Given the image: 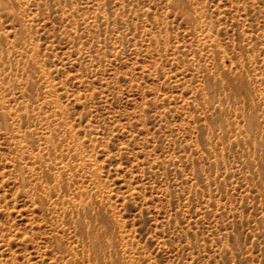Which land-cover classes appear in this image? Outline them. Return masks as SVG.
Returning <instances> with one entry per match:
<instances>
[{"label": "rangeland", "instance_id": "1", "mask_svg": "<svg viewBox=\"0 0 264 264\" xmlns=\"http://www.w3.org/2000/svg\"><path fill=\"white\" fill-rule=\"evenodd\" d=\"M0 264H264V0H0Z\"/></svg>", "mask_w": 264, "mask_h": 264}, {"label": "bare ground", "instance_id": "2", "mask_svg": "<svg viewBox=\"0 0 264 264\" xmlns=\"http://www.w3.org/2000/svg\"><path fill=\"white\" fill-rule=\"evenodd\" d=\"M38 197V196H37ZM39 199V198H38ZM43 203V202H42Z\"/></svg>", "mask_w": 264, "mask_h": 264}]
</instances>
